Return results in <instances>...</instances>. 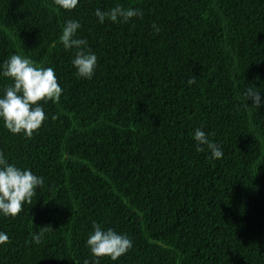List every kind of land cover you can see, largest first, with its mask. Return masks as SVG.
<instances>
[{"label": "trees", "instance_id": "trees-1", "mask_svg": "<svg viewBox=\"0 0 264 264\" xmlns=\"http://www.w3.org/2000/svg\"><path fill=\"white\" fill-rule=\"evenodd\" d=\"M118 5L143 15L98 22ZM68 20L98 57L91 80L63 47ZM12 54L54 68L63 91L31 138L0 121L9 162L44 178L18 216L0 215V264L93 261V222L133 241L99 264H264V106L244 96L264 97V0H0V65ZM201 127L223 158L197 150Z\"/></svg>", "mask_w": 264, "mask_h": 264}, {"label": "clouds", "instance_id": "clouds-1", "mask_svg": "<svg viewBox=\"0 0 264 264\" xmlns=\"http://www.w3.org/2000/svg\"><path fill=\"white\" fill-rule=\"evenodd\" d=\"M55 3L63 10H74L80 0H55ZM142 15L143 12L139 8H125L122 5L109 11H102L99 8L95 11L99 23H104L106 19L127 23L132 18ZM152 27L156 32L161 30L155 23ZM80 28L81 23L78 20L66 21L60 39L65 50H74L71 63L75 68V74L91 80L97 69L98 57L89 48L88 41L79 38ZM0 77L10 78L12 81L0 95V121L13 135L22 134L31 138L48 119L43 105L50 101L58 103L61 100L63 89L54 68L36 67L29 58L12 54L3 65H0ZM187 83L191 86L196 80L190 78ZM261 93L260 88L248 87L244 96L247 101L252 100V106L258 109L264 106V97ZM194 138L198 151L207 150L213 159L223 158L222 147L212 141L202 127L195 129ZM43 184V177L34 174L31 169L20 168L15 163H10L4 151L0 150V215L11 218L18 216L24 205L32 202L37 194V188ZM47 230L46 226L43 227V231L33 233V242L39 244ZM9 242V235L0 231V246ZM86 244L96 259L85 260L84 264H99L101 257L118 260L133 247V241L127 234L111 228L105 230L96 222H93V232L88 236Z\"/></svg>", "mask_w": 264, "mask_h": 264}]
</instances>
